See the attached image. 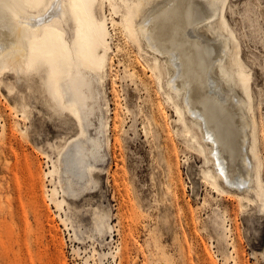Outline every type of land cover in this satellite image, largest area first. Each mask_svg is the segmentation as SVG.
Wrapping results in <instances>:
<instances>
[{
    "label": "rangeland",
    "instance_id": "374dc122",
    "mask_svg": "<svg viewBox=\"0 0 264 264\" xmlns=\"http://www.w3.org/2000/svg\"><path fill=\"white\" fill-rule=\"evenodd\" d=\"M88 1L90 44L98 48L80 52L95 67L102 63L105 86L83 80L73 93L60 84L65 105L77 106L81 119L53 98L57 72L47 54L54 52L38 50L36 70L21 80L11 68L0 70V264H264V192L241 206L225 188L213 189L202 147L183 136L178 103L160 90L150 57L120 25L122 0L116 8L110 0ZM221 14L237 45L239 91L250 101L263 165L264 0H224ZM102 25L113 51L102 40ZM200 32L202 40L215 41L204 27ZM69 64L74 70L77 60ZM202 72L203 79L215 75ZM202 91L197 104L205 101ZM101 120L104 156L90 175H72L65 152L94 135ZM4 122L12 128L3 135ZM229 164L233 169L232 159ZM261 185L264 191V169ZM216 219L225 223L219 230ZM114 231L119 245L113 248Z\"/></svg>",
    "mask_w": 264,
    "mask_h": 264
},
{
    "label": "bare ground",
    "instance_id": "6f19581e",
    "mask_svg": "<svg viewBox=\"0 0 264 264\" xmlns=\"http://www.w3.org/2000/svg\"><path fill=\"white\" fill-rule=\"evenodd\" d=\"M75 2L83 6L73 7L74 0H0V4L12 5L10 8L0 6V70L11 68L21 80L22 75L28 76L36 70L38 50L54 52L47 54L50 68L57 72V78L51 82L53 98L63 110L70 112L71 117L79 118L77 106L65 105L67 93L60 89V84L66 83L67 88L75 93L76 87L79 88L78 83L83 80L94 87L96 84L104 87L105 81L99 75L100 69L103 70L102 63L95 67L80 52L81 48L87 53L90 50L95 52L98 48V44H90L93 36L87 24V9L91 2ZM121 2L124 10L120 25L128 39L150 57V69L160 90L178 103V111L187 124L183 136L188 142L202 147L210 163L211 171L207 176L213 189L219 191L220 187L225 188L239 200L241 206L249 202L253 194L258 196L261 191L264 192L261 188L264 164L254 147L250 101L239 91L243 87L238 79L240 61L237 45L226 33L227 24L221 14L224 0ZM55 3L60 5L58 16H53L50 23L37 27L33 18L44 16L49 5ZM110 5L116 8L118 1L110 0ZM203 27L214 35V42L202 40L200 30ZM102 29V40L107 43L109 30L106 25H102ZM69 37L72 44L68 41ZM107 48L114 50L108 43ZM70 58L77 60L74 70L68 65ZM59 60L66 64L67 71H60ZM210 70H214L215 75L203 79L202 71ZM221 85L225 88L220 90ZM202 88H206V98L202 102L200 97L197 104L195 98L201 94ZM83 99L80 100L81 104H85ZM208 116L215 117L216 121L212 123ZM224 122L232 128L228 129ZM102 126L104 123L101 120L100 128L94 135H83L84 139L75 140L74 149L65 152V165L72 175L79 178L90 175L95 170L94 163L104 156ZM10 128L5 122L2 123V134H7ZM191 132H194V136ZM227 142L233 146L230 154L227 152ZM231 159L234 161L233 169L229 164ZM65 180L72 185L69 175ZM224 224L220 219L214 221L217 230ZM225 229L224 233L230 237V229ZM230 244L234 250V244ZM85 264H90L87 259Z\"/></svg>",
    "mask_w": 264,
    "mask_h": 264
},
{
    "label": "snow or ice",
    "instance_id": "6c2138e0",
    "mask_svg": "<svg viewBox=\"0 0 264 264\" xmlns=\"http://www.w3.org/2000/svg\"><path fill=\"white\" fill-rule=\"evenodd\" d=\"M0 6L6 7V8L12 7V5H8L6 3L0 4ZM82 6H83L82 3H77L74 0L73 7H82ZM59 8H60L59 3L49 5L48 11L45 13L44 16L33 18L36 22V26L40 27L44 25L45 23H50L53 16H58ZM28 23H30V21L26 22L24 26L27 27ZM29 67H31V65H29Z\"/></svg>",
    "mask_w": 264,
    "mask_h": 264
},
{
    "label": "built area",
    "instance_id": "2783aa9c",
    "mask_svg": "<svg viewBox=\"0 0 264 264\" xmlns=\"http://www.w3.org/2000/svg\"><path fill=\"white\" fill-rule=\"evenodd\" d=\"M113 234H114V240H113V242H112V245H113V243H115V244L113 245V248H114L115 246H118V245H119V242H118V238H117V240H116V238H115V236L118 235V232H117V231H114Z\"/></svg>",
    "mask_w": 264,
    "mask_h": 264
}]
</instances>
